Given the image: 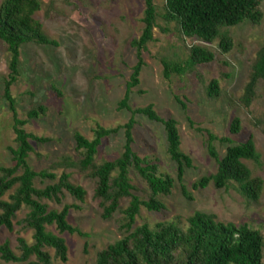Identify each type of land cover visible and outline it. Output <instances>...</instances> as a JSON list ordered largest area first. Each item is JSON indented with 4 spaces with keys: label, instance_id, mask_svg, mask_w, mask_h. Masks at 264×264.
<instances>
[{
    "label": "rangeland",
    "instance_id": "obj_1",
    "mask_svg": "<svg viewBox=\"0 0 264 264\" xmlns=\"http://www.w3.org/2000/svg\"><path fill=\"white\" fill-rule=\"evenodd\" d=\"M43 9L36 18L47 35L58 46L27 44L21 49L20 76L11 88L16 110L21 120L28 119L32 109L47 108L45 116L31 121L25 128L39 137L51 138L48 144L32 142L35 153L29 163L33 170H49L65 157L76 160L75 134L93 139L98 127H123L132 118L126 109H120L127 83L138 63L137 52L131 48L133 39L143 32L145 0H42ZM4 0H0V9ZM53 2L52 7H50ZM160 17L154 30L155 42L143 52L145 65L140 85L133 89L130 106L142 108L153 105L162 118H173L179 123L182 151L194 162L187 169L182 183L178 180V166L168 153L164 126L142 115L135 116L134 150L142 158H149L160 166L162 173L175 179L170 196H162L166 209L161 213L142 210L137 226L155 227L160 222L181 221L184 224L195 212L214 214L218 220L236 225L249 224L264 236V192L256 204H248L235 188L218 190L213 184L196 189L195 183L217 172L218 166L209 153V134L227 138L231 146L246 143L251 137L262 157V167L246 162L256 176L264 180V134L251 123L264 116L263 97L249 110L231 111L224 98L211 101L206 87L213 79L221 82L225 91L240 96L247 83L256 55L264 44V19L261 25L250 22L232 28L234 48L224 54L218 43L209 45L216 54L212 64L197 68L183 76H164L163 60L183 64L188 59L185 42L176 23L165 20V0H155ZM264 13V3L261 7ZM199 43L196 40L186 44ZM10 55L0 44V167H11L9 147H15L14 114L5 98V82L10 73ZM58 89L61 95L54 90ZM179 98L181 102L178 101ZM241 120L242 131L231 135L233 119ZM126 143L125 129L104 140L96 158L97 163L118 159ZM229 144L219 140L213 146L224 157ZM71 182L87 191L86 203H80L66 194L62 205L47 202L52 209L62 210L66 204L81 206L72 210L69 222L87 237L64 234L69 248L67 264H95L98 253L121 239L123 215L117 213L110 220L102 218L100 202L94 199L95 183L77 169H69ZM62 171H58L61 174ZM133 183L147 189V184L132 170ZM51 182L36 181L38 188ZM185 187L191 199L183 193ZM128 201L123 202V207ZM23 214L20 215V218ZM59 234L56 227L49 228ZM33 232L0 231V245L10 242L16 250L18 238L32 241Z\"/></svg>",
    "mask_w": 264,
    "mask_h": 264
},
{
    "label": "trees",
    "instance_id": "obj_2",
    "mask_svg": "<svg viewBox=\"0 0 264 264\" xmlns=\"http://www.w3.org/2000/svg\"><path fill=\"white\" fill-rule=\"evenodd\" d=\"M143 32L140 38L133 39L131 48L137 52L138 63L133 68L131 80L127 83L120 109L132 114L123 127L107 129L98 126L93 139L81 133L75 134L76 160L65 157L51 165L49 170L37 172L29 163L35 153L32 142L48 144L51 138L39 137L28 132L26 126L33 120L45 116L47 108L41 106L28 113L27 120L19 119L11 88L20 76V56L23 46L31 43L45 46H58L50 38L43 24L36 18L42 11V0H4L0 9V44L10 55V73L5 82V98L14 114L15 147H9L12 155L11 167H0V231H14L18 225L22 232H33L32 241L18 238L16 250L10 242L0 245V264H67L69 248L62 235L87 237L69 222L72 210H81L76 204H66L62 210L52 209L47 202L62 205L66 194L80 203H86L87 191L71 182L69 169L86 173L94 181V199L100 202L102 218L110 220L115 214L123 215L120 229L122 237L114 244L100 251L95 264H264V236L249 224L236 225L218 220L214 214L195 212L187 221L160 222L155 227L148 224L137 226V218L142 210L161 213L166 209L162 196H170L175 179L162 173L160 166L149 158H142L134 150L135 116L142 115L164 126L168 153L178 166V180L183 182L187 169L194 162L182 151L179 123L173 118H162L153 105L142 108L130 106L133 89L140 85V75L145 65L143 52L155 42L154 30L158 27V8L155 0H145ZM264 0H165L164 18L176 23L188 53L183 64L163 60L164 76H183L197 68L212 64L216 54L209 48L215 43L224 54L234 48L232 28L246 22L261 25L264 13L261 9ZM53 2L50 7H52ZM199 43L186 44V41ZM247 83L240 96L225 91L218 79H213L206 87V95L211 101L224 98L231 111L251 109L264 93V44L258 51L251 71L246 76ZM61 95V92L54 88ZM179 102L181 100L177 98ZM182 103V102H181ZM252 125L264 134V116L253 118ZM125 129L126 143L122 155L113 161L97 163L99 149L105 139ZM242 131L241 120L235 117L230 126L231 135ZM219 140L229 144L224 157L213 146ZM251 137L246 143L231 146L227 138L219 139L209 134V153L217 162V172L203 177L195 183L196 189L213 184L218 190L232 187L250 205L260 201L264 192V180L256 176L246 162L262 167V157ZM132 170L146 184L147 189L133 183ZM58 171H62L58 174ZM51 182L38 188L36 181ZM184 195H191L183 186ZM128 206L123 207V202ZM23 217L20 218V215ZM56 227L59 234L49 228Z\"/></svg>",
    "mask_w": 264,
    "mask_h": 264
}]
</instances>
